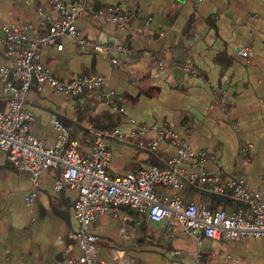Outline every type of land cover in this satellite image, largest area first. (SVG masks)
<instances>
[{"label": "crops", "instance_id": "obj_1", "mask_svg": "<svg viewBox=\"0 0 264 264\" xmlns=\"http://www.w3.org/2000/svg\"><path fill=\"white\" fill-rule=\"evenodd\" d=\"M78 2L87 12L75 21L78 37L103 47L123 45L133 53L115 65L113 50L84 52L76 40L64 37L61 50L43 46L40 61L63 80L102 75L106 87L122 97L118 103L125 111L114 113L91 95L67 98L48 84L39 89L32 82L25 102L32 115L30 132L53 146L58 141L55 117L70 138L83 135L80 152L85 154L90 140L82 122L123 134L132 128L129 118L169 125L192 148L215 157L205 164L184 161L187 173L203 170L264 190V0H65ZM110 5L125 14L127 27L94 15ZM58 18L49 0H0V26L31 24L44 33ZM147 35L152 41L145 40ZM245 48L247 57L240 55ZM157 60L164 61L163 68ZM183 63L191 68L184 69ZM11 64L0 43V66ZM2 98L0 92V109L5 108ZM153 135L147 131L145 138ZM247 143L251 148L243 156ZM157 148L162 158L175 153L169 142ZM108 149L111 177L162 165L153 154L115 139L108 141ZM58 175V169H45L34 186L0 154V264H54L80 253L69 236L77 228V192L64 188L56 194ZM155 191L161 197L179 196L184 204L203 201L210 209L226 211L236 207L231 199L212 194L209 199L191 187L178 191L157 184ZM33 192L28 206L25 198ZM90 231L98 236L99 256L106 264H194L197 252L211 264H264V238H197L174 218L155 222L125 206L116 215H97Z\"/></svg>", "mask_w": 264, "mask_h": 264}, {"label": "built area", "instance_id": "obj_2", "mask_svg": "<svg viewBox=\"0 0 264 264\" xmlns=\"http://www.w3.org/2000/svg\"><path fill=\"white\" fill-rule=\"evenodd\" d=\"M59 13V18L49 25L47 31L39 33L31 24L0 26V43L5 55L11 58V66H0V92L5 108L0 109V154H4L15 168L18 177L26 174L33 185H37L40 173L48 168L58 169L59 175L54 181V191L59 194L64 188L76 190L74 214L77 228L70 233V238L79 245L78 255L68 256L63 262L54 264H106L99 256L98 236L90 231V225L99 214L116 215L119 207L125 206L144 214L149 220L160 222L174 218L182 228L199 238L221 240H244L249 237L264 238V190H253L243 180L222 178L209 175L205 171L187 173L182 163L193 160L205 164L215 157L204 150H195L185 142L169 125L138 122L129 118L132 128L127 134L118 129H94L88 122L82 126L89 132L90 147L82 154L80 147L83 135L80 133L70 138L67 129L54 117L52 124L58 131V141L48 146L45 139L38 138L29 130L31 112L26 109L27 93L32 82L40 89L48 84L56 93L64 97L91 95L108 105L112 112L122 114L125 109L118 102L122 97L113 89L106 87L102 75L92 73L63 80L52 74L40 61L43 46H54L61 50L62 38L76 40L84 52L115 53L111 63L120 64L123 58L130 56L133 50L123 45L107 46L78 37L76 19L87 14L83 3H65V0H49ZM140 18L142 13L135 10ZM105 22L127 27V17L116 5H110L95 14ZM147 35L145 40L152 41ZM149 51H144L148 55ZM240 55L247 57L249 49ZM163 68L164 61L157 60ZM181 66L189 70V63ZM147 131H153L150 139L145 138ZM115 139L133 145L153 154L162 162L161 166H152L146 170L111 177L107 172L111 152L108 141ZM161 142H169L175 153L162 158L157 152ZM251 144L241 148L247 155ZM163 185L174 190L191 187L204 193L226 197L236 204L231 211L223 208L210 209L203 201L183 203L179 196L161 197L155 186ZM36 193L25 198L30 206ZM200 252L195 254L194 264L202 262Z\"/></svg>", "mask_w": 264, "mask_h": 264}, {"label": "trees", "instance_id": "obj_3", "mask_svg": "<svg viewBox=\"0 0 264 264\" xmlns=\"http://www.w3.org/2000/svg\"><path fill=\"white\" fill-rule=\"evenodd\" d=\"M81 95H83V94H81ZM206 195L208 196L209 199H212V196L211 195H209V194H206Z\"/></svg>", "mask_w": 264, "mask_h": 264}]
</instances>
